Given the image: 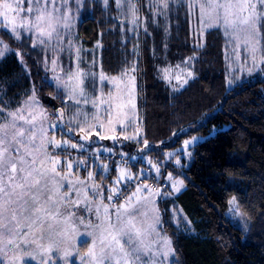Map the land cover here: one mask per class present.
I'll return each instance as SVG.
<instances>
[{
  "label": "snow or ice",
  "instance_id": "6c2138e0",
  "mask_svg": "<svg viewBox=\"0 0 264 264\" xmlns=\"http://www.w3.org/2000/svg\"><path fill=\"white\" fill-rule=\"evenodd\" d=\"M74 3L83 6L84 0H0V28L10 34V39L20 43L27 36L33 49L37 47V42L46 45L53 39L59 41L61 28L68 29L71 26ZM103 3L106 9L115 5L117 15L114 19L120 21L119 27L125 33L139 34L142 8L145 7L141 0H103ZM185 3L190 9L195 7L192 0H147L146 7L151 15L144 14L145 34L148 33L149 19L158 23L157 17L167 19L174 5L183 6ZM199 10L201 22L205 15L214 14L217 27L222 24L226 32L231 29L245 34V51L251 49L252 64L249 65L247 57L241 55L239 71L251 73L255 68L264 71V58L257 65L255 57V44L264 38V0H200ZM65 42L71 56L73 42ZM0 46L2 58L9 50V45L0 40ZM15 55L27 69L24 53L17 49ZM76 59L79 62V50ZM194 59V56L188 57L182 61V65L177 66L185 69L175 77L180 87L193 78L194 73L187 66ZM58 61V54L50 58L45 50L42 63L46 70H49V64L52 66V80L56 85L53 98H59L63 91L68 100L79 105L81 100L78 96H85V74L80 73L77 67L76 72L71 69L64 72L61 68L60 73L63 75H60L56 67ZM129 70L136 72L137 68L133 65L125 71ZM163 71L167 80L169 70ZM234 74L235 69L230 68L229 86L233 83L231 76ZM74 79L78 80L77 87L71 86ZM105 79L103 75L100 76L101 85ZM84 102L87 103V100ZM92 103L93 107H97L94 95ZM66 105L67 101L58 113L48 114L37 99L35 85L17 109L8 110L5 104L0 103V264H69L73 252L80 255V250L73 242L78 234L91 239L81 264H172L171 258L175 256V251L171 239L160 227L162 221L156 214L159 210L153 208L151 213H141V209H146L148 204L154 205L152 196L164 198L180 192L184 180L169 172L166 183L161 184V180L165 179L161 172L162 165L150 158L153 145L146 136L141 135L138 120L135 127L131 118L114 123L108 113L106 122L98 123V117L90 121L86 114L80 119L79 108L76 115H68ZM105 124L110 135L104 133ZM186 131L181 129L173 136ZM73 133L80 136L81 140L96 135L101 140L112 139L114 143L121 139L134 141L139 152L149 156L147 164L150 167L141 168L139 172L131 171L127 167V160H137V156L128 157L121 150L122 163L115 165L117 175L105 188L103 180L107 176L87 171L88 157H74L71 150L82 153L84 146L75 141ZM197 139L194 135L185 139L180 149L174 154H167L165 163L174 158L175 163L183 167L182 158L185 155L190 158V146ZM103 150L113 151L109 148ZM92 167L95 168L94 162ZM102 167L105 173L109 171V165L104 164ZM152 170L155 176H151ZM83 171H87V179L81 177L74 184L72 177ZM97 179L101 182L97 183ZM89 182L91 190L85 192L84 211L92 213L91 205H95L96 221L77 211L81 203L79 187L88 189ZM133 183L135 190L121 202L125 187ZM137 193L141 195L137 197ZM228 204V213L233 219H239L243 231L247 232L245 214L237 198L232 197ZM109 205L115 209L114 212L108 211ZM101 208L107 213L106 219L100 216ZM80 226H83V232Z\"/></svg>",
  "mask_w": 264,
  "mask_h": 264
},
{
  "label": "trees",
  "instance_id": "16d2710c",
  "mask_svg": "<svg viewBox=\"0 0 264 264\" xmlns=\"http://www.w3.org/2000/svg\"><path fill=\"white\" fill-rule=\"evenodd\" d=\"M185 11L186 3L169 13L171 50L166 59L171 61L178 54L174 36L188 35V23L180 17ZM79 14L77 37L86 48L100 46L105 74L117 76L133 65L137 68L141 135L153 145L150 154L157 161L163 160L161 149L179 146L193 135L207 137L192 147L190 162L178 170L184 173V189L158 199L160 227L175 251L172 264H264V73L228 89L226 39L214 29L207 32L204 45L180 48L178 59L195 55L194 76L174 91L157 74L162 55L153 50L162 43L161 26L154 28L153 36L125 33L114 19V4L106 9L99 0H84ZM0 36L13 49L0 61V103L16 108L35 85L42 106L56 113L65 95L61 91L53 98L56 87L35 58L37 48L27 37L23 43L10 39L5 29ZM17 49L24 53L27 69L15 55ZM181 129L187 131L173 136ZM123 150L132 154L138 147L131 141ZM110 164L107 178L117 174L114 161ZM132 167L137 171L139 165ZM231 197L250 221L247 232L227 216Z\"/></svg>",
  "mask_w": 264,
  "mask_h": 264
},
{
  "label": "rangeland",
  "instance_id": "374dc122",
  "mask_svg": "<svg viewBox=\"0 0 264 264\" xmlns=\"http://www.w3.org/2000/svg\"><path fill=\"white\" fill-rule=\"evenodd\" d=\"M103 3V0H99ZM141 3L145 5V7L142 8V14H141V27L139 29V34L137 35L134 32H128L129 34H134L135 36H139L143 29V19L144 14H149L148 8L146 7L147 0H141ZM192 3L195 5L194 8L190 9L187 6L186 3V11L181 12L180 17H182L183 22H185L184 19H186L188 23V35H184L181 33H177L176 37L174 36L173 39H177V42L179 45H176V48L174 50V54L171 56V60L166 59L167 55L170 53V30H169V15L166 19L163 16L157 17L158 23L152 22L151 19L148 21V34L151 36L154 35V28L157 26L162 27V43L158 46V48H154L153 52L154 54L160 53L161 61L159 60V64L157 65V74L161 80H163L172 90L175 91V89H180V85L177 83L175 77L177 75H180L185 69L183 66L177 67L178 65H182V61L186 60L188 57H192L195 55H189L184 58L178 59L179 55L182 54L180 51L181 49L186 48L187 46L191 47H198L201 45H204L206 42V34L207 32L219 29L222 31L225 39H226V46H225V60H226V78H227V88L234 87L237 84H240L244 82L245 80L255 77L259 74H263L264 71H261L259 68H255L251 73L248 71H239L240 68V60L241 55L246 56L248 59L249 65L252 64V54L251 49L249 48L247 51H245V34L244 33H236L233 32L231 29H229L228 32L225 31L223 25L217 27L216 26V20L214 14L211 16L205 15L203 18V21H200V0H192ZM104 4V3H103ZM174 5L173 7H175ZM82 6L79 4H73L72 5V12H71V26L68 29L61 28V39L57 41L56 39H53L49 44L46 45H40L39 42H37V53H34L36 60L38 61L40 68L42 72L44 73V76L47 77V80L51 82L55 87V83L52 80V76L54 73L50 70L51 64L47 66L49 70H46L45 65L42 63L45 50L47 51V54L50 58H54L57 54L59 55V61L57 64V73L60 75H63V73H60V69L62 68L64 72H67L69 69H71L73 72L77 71V67H79V72L84 75V84H85V96H78V98L81 100V103L79 105L75 104L74 101L68 100L67 96L65 95V101H67L66 110L68 115H76L77 114V108L80 109L79 118L83 119L85 114L91 121L92 119L98 117L99 122H106L107 120V114H111V118L113 122L117 121H126L127 119L131 118L133 122V126L135 127L137 125V120L139 121V126L141 128V112L139 108V100H138V74L136 72L132 71H123L120 75L117 76H111L105 74L100 66V46L97 44L93 48H86L83 46L81 40L77 37L76 32V26L78 25V22L81 20L80 18V10ZM115 8V5H114ZM116 10V8H115ZM117 15V13H116ZM177 24V23H176ZM128 27H131V25H128ZM3 28H0V30ZM27 37V36H26ZM0 40L3 41L4 44L9 45L1 36ZM67 40H71L73 42V47L71 48V56L69 55V46L65 42ZM2 47V46H0ZM255 48L257 49L255 57H256V64L259 65V62L262 58H264V44L262 41V38L260 40V43L255 44ZM63 49V50H61ZM77 50H79V62H77L76 55ZM13 49L9 46V50L5 52V57L9 52H12ZM158 56V55H157ZM0 58V61L3 59ZM161 62V63H160ZM165 63V64H164ZM192 63V62H191ZM191 63L187 66L191 70ZM230 68L235 69V74L231 76V79L233 80V83L231 86L228 84V79L230 76ZM164 69H168L169 78L166 80L164 78ZM192 71V70H191ZM103 75L106 77L105 81L101 85L100 83V76ZM133 77H135V80H133ZM182 83V81H181ZM78 80L74 79L72 81V87H77ZM175 86V89H174ZM32 89V88H31ZM63 92V91H62ZM64 93V92H63ZM96 97V105L97 107H93L92 103V96ZM37 99L39 100L38 96ZM85 99L87 100V103H85ZM25 100V97L21 100L20 106ZM40 105L41 102L39 100ZM134 105V107H133ZM8 109V110H15L18 108ZM45 109V108H44ZM61 110V108L56 112L58 113ZM48 114H51L47 111ZM27 114V112L25 113ZM6 115V113H5ZM67 121V116H65L64 122ZM104 133L105 135H110L108 132V127L105 124L104 127ZM131 135V132L128 133ZM214 134V132L212 133ZM75 141L79 142L80 144H83V152L77 151V150H71L73 151L74 157H81L86 156L89 160V167L87 171H95L97 173H101L102 175L109 176V172L111 170V161H114L115 165L117 163H122V157L120 156L121 150H123V146L126 142L131 141H125L120 140L117 143H114L112 139H99V136L93 135L85 140H81L80 136L73 133ZM198 139L195 141L193 145L190 146L191 149V156L190 158L188 156H184L182 158V164H188L192 158V147L205 140L207 137L201 136V135H194ZM190 137H186L185 139H190ZM184 139V140H185ZM184 140L181 145L176 146L174 148L170 149H161L160 152L162 154L163 160H161V172L163 173L164 180H161L164 184L166 183V178L168 176L169 172H172L174 175L179 176L184 180L185 185V179H184V173L178 172L181 167L175 163V159L172 158L170 162L165 163V160L167 158L168 153H175L178 149L181 148V146L184 143ZM117 147V149H116ZM100 149L99 152H97V149ZM109 148L113 151L111 152H105L103 149ZM124 151V150H123ZM128 154V157H131L133 155L137 156V160H131L130 158L127 160V167L131 169L133 172H139L141 168L148 169L150 166L147 164V159L149 156H143L139 150L132 154H129L128 152L124 151ZM150 158L156 162L157 156L154 154H150ZM94 162L95 168L92 167V163ZM138 164L139 168L137 171H135L132 167V164ZM107 164L109 165V171L107 173L104 172L103 165ZM87 171H83L78 173L77 175L72 177V181L75 184L81 177H83L85 180L87 179ZM117 175V174H116ZM115 175V176H116ZM156 173L154 170L151 172V176H155ZM115 176L107 178L103 180V185L105 188L109 186V182L115 179ZM97 183H100L101 181H96ZM151 182V180H149ZM170 187V186H169ZM184 189V187L181 189V191ZM91 190V183L89 182L88 189H85L83 186L79 187V196L81 203L79 205V208L77 211L93 220L96 221V215L95 213V205H91V197H89V203L92 207V213L85 212L84 211V195L86 191ZM135 190V184L133 183L130 187H125L124 193L121 197V202L123 201L125 196L131 195L132 192ZM180 191V192H181ZM179 193V192H178ZM178 193H173L172 195H176ZM75 196V193H73ZM141 193H137V197H139ZM171 196V195H170ZM168 197V196H167ZM232 198V197H231ZM230 198V199H231ZM158 199L159 196H152V200L155 202L153 204H148L147 208H142L141 213L144 211H148L151 213L153 211V208L158 209ZM100 203L99 197H97V204ZM229 208V204H228ZM109 212H114L115 209L109 205L108 208ZM160 217V210L156 213ZM100 216L101 218L106 219L107 213L103 208L100 209ZM227 216L230 218V220L239 228L243 230V225L241 224L239 219H233L231 215L227 211ZM113 220H115V216L112 217ZM244 221L247 223L248 228L250 225V221L248 217L244 215ZM98 222V221H97ZM63 227V226H61ZM81 227V232H83V226ZM75 246L77 249L80 250V255L77 256L75 252H73V255L69 257V264H81L82 257L84 256V252L87 250V248L91 245V239L82 235L78 234L75 236L74 241ZM174 256L171 258V261H173ZM62 264V262H61Z\"/></svg>",
  "mask_w": 264,
  "mask_h": 264
}]
</instances>
